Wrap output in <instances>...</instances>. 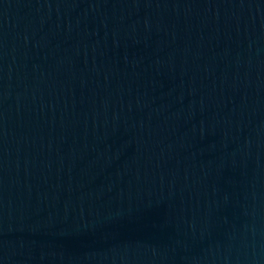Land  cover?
Wrapping results in <instances>:
<instances>
[{"label":"water","instance_id":"1","mask_svg":"<svg viewBox=\"0 0 264 264\" xmlns=\"http://www.w3.org/2000/svg\"><path fill=\"white\" fill-rule=\"evenodd\" d=\"M0 264H264V0H0Z\"/></svg>","mask_w":264,"mask_h":264}]
</instances>
